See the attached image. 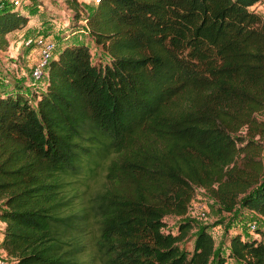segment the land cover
I'll return each mask as SVG.
<instances>
[{
	"label": "trees",
	"instance_id": "1",
	"mask_svg": "<svg viewBox=\"0 0 264 264\" xmlns=\"http://www.w3.org/2000/svg\"><path fill=\"white\" fill-rule=\"evenodd\" d=\"M263 1L99 0L85 12L63 0L108 59L69 39L43 87L29 93L10 73L0 85V248L12 264H264L259 226L225 228L223 254L187 216L198 187L264 216ZM28 21L3 0L0 44ZM100 164L105 183L88 193Z\"/></svg>",
	"mask_w": 264,
	"mask_h": 264
},
{
	"label": "rangeland",
	"instance_id": "2",
	"mask_svg": "<svg viewBox=\"0 0 264 264\" xmlns=\"http://www.w3.org/2000/svg\"><path fill=\"white\" fill-rule=\"evenodd\" d=\"M79 6L83 11L90 12L96 6V2L95 0H79ZM18 9L29 14L30 26L23 31L16 32L14 30L5 34V40L0 44V58L1 54L2 56L4 55V59L7 63L13 62L14 60V62L19 65L18 61L23 60L20 56L21 52L26 50L29 54L31 53V51L29 49L28 51L26 46L23 45V38L35 34H43L55 41L56 46L54 54L66 40L71 39L77 42L86 43L89 46L94 59L99 56L103 59H108V55L91 37L90 32L85 25V21L79 20L73 16L71 14L72 11L68 9L63 0H19ZM256 9H258L264 17V1L261 4L256 5ZM12 54H15V56ZM25 57L27 62L30 61L31 56L26 55ZM40 80H43L44 84L46 77L43 76L37 81ZM4 81L5 78L2 83ZM36 87L38 86H33L30 89L27 87L28 92L30 93V91ZM257 119L261 122L264 121V111L257 114ZM239 134L245 136L247 139H253L254 141L262 139L259 133L249 135V133H247V127L241 129ZM104 176L105 170L103 169L102 164H100L96 167L92 176L87 179V184H89V186L86 191L90 193L101 188L105 183ZM83 187H85V185H83ZM187 216L193 218L200 225L208 226L209 231L214 237L215 250H220L223 254H226L228 247L225 228H232L234 225H238L245 233H247L250 229V225H255L262 229V234L264 235V216H261L255 211H246L239 204L233 211L222 209L219 207L217 200L201 187L196 189V194L192 199ZM179 219L180 216L168 215L167 222L169 227L174 229ZM2 226L3 222L0 220V228ZM91 230V232L95 234V227L92 228L91 226ZM193 235L194 231L186 239L180 242V246L191 250L193 245ZM90 254H92V252ZM0 259L4 261V264H12V258L1 248ZM227 263L238 264L233 258H229ZM90 264L103 263L94 256Z\"/></svg>",
	"mask_w": 264,
	"mask_h": 264
},
{
	"label": "built area",
	"instance_id": "3",
	"mask_svg": "<svg viewBox=\"0 0 264 264\" xmlns=\"http://www.w3.org/2000/svg\"><path fill=\"white\" fill-rule=\"evenodd\" d=\"M98 1L99 0H95V2ZM10 2L15 6L19 5V0H10ZM2 5H3V0H0V7ZM23 44L26 47L34 48L36 51V56L33 61V64L30 67V73H29L32 79L34 81H37L43 76L47 77L48 64L52 56L54 55V50L56 46L55 41L52 38L44 36L43 34H35V35L25 36L23 38ZM255 227H256L255 225H250L249 231H254ZM0 264H4V261H2V259H0Z\"/></svg>",
	"mask_w": 264,
	"mask_h": 264
},
{
	"label": "crops",
	"instance_id": "4",
	"mask_svg": "<svg viewBox=\"0 0 264 264\" xmlns=\"http://www.w3.org/2000/svg\"><path fill=\"white\" fill-rule=\"evenodd\" d=\"M28 26H30L29 25V21H28L27 25L24 28H22L20 30H16V32L23 31ZM26 49L27 50L29 49L31 51V53L29 54L26 50L23 49L24 51L21 52V55H20L23 58V60L22 61H18L19 65H17V67H16L17 63H15L14 60H13V62L7 63L5 61V59H4V55L2 56V54H1V58H0V78L1 79H0V81L4 80V78L6 79L7 74L10 73L19 82H21L25 86L26 90L28 91V88L30 89L33 86L43 87L46 80L44 81V84H43V80L34 81L32 79V77L30 76V74H29L30 73V67L33 64V61L35 59L36 51L32 47L31 48L30 47H26ZM3 54H5V53H3ZM12 55L15 56V54H12ZM26 55L27 56H31V59L28 62H27V59L25 57ZM24 62H26V63H24ZM24 64H25V66H24ZM46 79H47V77H46ZM32 81H33V83H32ZM0 83L2 84V82H0ZM1 237H2V234L0 232V240H1Z\"/></svg>",
	"mask_w": 264,
	"mask_h": 264
}]
</instances>
